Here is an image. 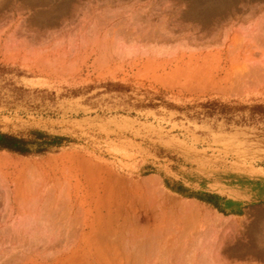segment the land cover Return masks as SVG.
Here are the masks:
<instances>
[{
	"label": "rangeland",
	"instance_id": "obj_1",
	"mask_svg": "<svg viewBox=\"0 0 264 264\" xmlns=\"http://www.w3.org/2000/svg\"><path fill=\"white\" fill-rule=\"evenodd\" d=\"M2 133L0 264H264V0H0Z\"/></svg>",
	"mask_w": 264,
	"mask_h": 264
},
{
	"label": "bare ground",
	"instance_id": "obj_2",
	"mask_svg": "<svg viewBox=\"0 0 264 264\" xmlns=\"http://www.w3.org/2000/svg\"><path fill=\"white\" fill-rule=\"evenodd\" d=\"M115 208H116V207H115ZM111 210H112V209H110V211H111ZM119 211H120V209H119ZM121 211H123V210H121ZM121 211H120V212H121ZM124 211H125V210H124ZM111 212H112V211H111ZM114 212H115V211H114ZM120 212L118 213V216H119V215H120V216L122 215ZM101 213H102V212H100V217H101ZM104 215H106L107 217H110L109 215H107V214H103V213H102V217H103V218H104ZM110 215H111V214H110ZM106 216H105V217H106ZM111 216H114V215H111ZM115 216H116V215H115ZM131 217H132V216H131ZM112 218H113V217H112ZM114 218H117V216L114 217ZM122 218H123V220H125V219H126V216H122ZM124 222H126V221H124ZM126 223H127V222H126ZM130 224H131V222H130ZM123 225H124V227H122ZM118 226H119L120 228L117 227V229H115V234H116V235H117V233H118V235L120 234L119 232H117V230H118V231H121V233L123 234V236H124V233H125L124 238L126 239V242H128V240L130 239V236L132 237V239H133L134 237L137 236V239L134 238V239L137 240V241L130 239V240H132V241H134V242H131V241L129 240V241H130L129 243H131L134 247L138 246L137 243H138V241H140V237H139V236H140L141 234L138 236V235L135 234V232H134V235H132L133 232L129 233V231H128V230H131V229H130V228H129V229H128V228L126 229L125 227H127L128 225L126 226V225L123 224V223H118ZM123 228H124V229H123ZM119 229H121V230H119ZM132 230H133V229H132ZM84 233H85V232H84ZM84 233H83V234H84ZM81 234H82V233H81ZM122 234H121V235H122ZM126 234H127L128 236L130 235L129 238H128V237L126 238V236H127ZM121 235H119V237H120ZM81 236H82V235H81ZM123 236L120 237L121 239L119 238V239L121 240L120 243H118V242H119L118 239H117L118 236L115 238V240H114V239H110V237H108V236H104L103 238H101V240H104V241L107 240V241H109V242H110V245L113 247V245L115 246L117 243L121 245V244L123 243V242H122L123 240H124V243H126V242H125V239L123 238ZM138 237H139V238H138ZM122 238H123V239H122ZM116 239H117V240H116ZM138 239H139V240H138ZM110 240H111L112 242H111ZM116 241H117V242H116ZM136 242H137V243H136ZM101 243H102V242H101ZM104 243H105V242H104ZM104 243H102V244H104ZM106 243H107V242H106ZM112 243H114V244H112ZM135 243H136L137 245H136ZM118 244H117V245H118ZM126 244H127V247L130 246L129 249H130L131 247H133V246H131V244H130V245H128V243H126ZM104 245H105V244H104ZM135 245H136V246H135ZM105 246H106V245H105ZM121 246H122V245H121ZM121 246H119V247H121ZM113 248H115L117 254H118V252H119L120 250H122V251H121L122 254H123L124 251H126V250H125L126 248L124 249L123 247H121V248H118V247H117V248H116V246H115V247H113ZM113 248H112V249H113ZM140 248H142V247H140ZM140 248H139V249H140ZM107 249L109 250V251H108L109 253H110V252L112 253V252L114 251V250H111L110 248H107ZM117 249H120V250H118V252H117ZM123 249H124V250H123ZM137 250H138V247H137ZM126 252H127V251H126ZM130 252H132V251H130ZM130 252H129V253H130ZM138 252H140V251H138ZM141 252H142V251H141ZM120 254H121V253H120ZM122 254H121V256H123ZM127 254H128V253H127ZM127 254L124 252V255H125V256H126ZM132 254H133V253H132ZM132 254H129V257H132V256H130V255H132ZM136 254H138V253H136ZM140 254H141V253H140ZM134 255H135V254H134ZM134 255H133V256H134ZM138 255H139V254H138ZM138 255H136V256H138ZM114 256H116V255H114ZM127 256H128V255H127ZM138 257H139V256H138ZM141 257H142V256L140 255V258H139V259H142ZM135 258H136V257H135ZM128 259L130 260L131 258H128ZM133 259H134V257H133ZM137 260H138V259H137ZM148 260H149V259H148ZM131 261H132V260H131ZM114 263H115V262H114ZM131 263H133V262H131ZM137 263L139 264V262H137ZM140 263H141V262H140ZM117 264H118V263H117ZM145 264H146V261H145ZM147 264H154V263H152V262L148 263V261H147Z\"/></svg>",
	"mask_w": 264,
	"mask_h": 264
},
{
	"label": "trees",
	"instance_id": "obj_3",
	"mask_svg": "<svg viewBox=\"0 0 264 264\" xmlns=\"http://www.w3.org/2000/svg\"><path fill=\"white\" fill-rule=\"evenodd\" d=\"M25 139L17 138L16 136L8 133H2L0 135V147H7L12 150H24L23 145H21Z\"/></svg>",
	"mask_w": 264,
	"mask_h": 264
}]
</instances>
